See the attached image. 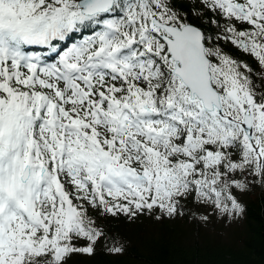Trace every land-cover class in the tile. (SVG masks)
I'll list each match as a JSON object with an SVG mask.
<instances>
[{
  "label": "snow or ice",
  "instance_id": "1",
  "mask_svg": "<svg viewBox=\"0 0 264 264\" xmlns=\"http://www.w3.org/2000/svg\"><path fill=\"white\" fill-rule=\"evenodd\" d=\"M264 190V0H0V264L124 255L112 222L243 218Z\"/></svg>",
  "mask_w": 264,
  "mask_h": 264
},
{
  "label": "trees",
  "instance_id": "2",
  "mask_svg": "<svg viewBox=\"0 0 264 264\" xmlns=\"http://www.w3.org/2000/svg\"><path fill=\"white\" fill-rule=\"evenodd\" d=\"M246 194L247 212L226 236L201 226L197 231L189 219L113 221V230L128 242L126 253L112 256L98 250L80 264H264V190Z\"/></svg>",
  "mask_w": 264,
  "mask_h": 264
},
{
  "label": "rangeland",
  "instance_id": "3",
  "mask_svg": "<svg viewBox=\"0 0 264 264\" xmlns=\"http://www.w3.org/2000/svg\"><path fill=\"white\" fill-rule=\"evenodd\" d=\"M246 193L238 194L239 195V199H240V201L242 203L245 200V197L247 195ZM240 222H241V219H239L238 221H234L231 225L225 227L222 222L221 223H217L215 221V217H213L210 223H208L207 225H203L204 227L203 226H201V227L203 229H208L213 234H217L218 233V234H220L222 236H226L227 235V230L230 229L232 231V228H236L240 224ZM214 229H217V231H215Z\"/></svg>",
  "mask_w": 264,
  "mask_h": 264
}]
</instances>
